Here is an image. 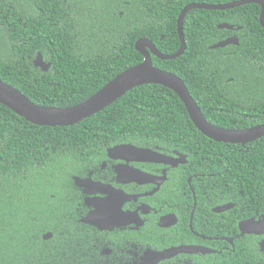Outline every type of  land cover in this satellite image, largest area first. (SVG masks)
I'll list each match as a JSON object with an SVG mask.
<instances>
[{"label": "trees", "instance_id": "obj_1", "mask_svg": "<svg viewBox=\"0 0 264 264\" xmlns=\"http://www.w3.org/2000/svg\"><path fill=\"white\" fill-rule=\"evenodd\" d=\"M228 1L233 0H55L56 5L49 0H0V39L9 54L0 60V79L38 105L77 104L142 61L135 49L137 39L148 38L164 54L177 51V18L186 4ZM258 10L256 3L224 11L191 9L183 23L184 53L170 60L151 55L153 65L182 78L192 94V59L203 69L208 56L223 50L208 48L217 40L210 34L222 31L216 24L227 13L238 11L241 24L258 25ZM252 36L245 39L252 44L241 45L243 50L264 54V29L257 28ZM37 53L51 63L48 71L34 67L28 58ZM225 63L219 57L212 69L224 70ZM260 89L255 102L264 105V75H260ZM142 142L168 144L185 153L192 150V160L209 159L211 152L213 159H220L223 153L225 158L210 166L229 171L213 180L258 186L264 195V136L249 144L241 158L236 149L204 136L180 98L162 85L134 87L69 126L35 125L0 103V264H47L51 258L32 220L35 192L41 189L51 201L49 193L55 198L59 193L49 189L50 180L74 162L118 143Z\"/></svg>", "mask_w": 264, "mask_h": 264}, {"label": "flooded vegetation", "instance_id": "obj_2", "mask_svg": "<svg viewBox=\"0 0 264 264\" xmlns=\"http://www.w3.org/2000/svg\"><path fill=\"white\" fill-rule=\"evenodd\" d=\"M258 6V25L241 24V12L227 13L215 26L222 31L210 34L217 40L208 48L230 42L219 47L223 50L216 56H208L203 69L192 59L190 94L215 126L245 129L264 123V105L255 102L261 92L264 54L258 51L253 55L241 46L252 44L245 39L253 37L257 28L264 29L260 23L262 6ZM224 23L232 28L219 27ZM5 47L6 42L0 39V60L9 56ZM36 56H28L33 65ZM219 57L226 62L224 70L214 71L212 62ZM225 83L230 87H222ZM255 140L225 144L243 158ZM132 145L149 148L160 157L148 161L110 156L106 147L104 153L84 156L50 180L49 189L59 193L56 198L49 193L53 200L45 199L41 189L34 193L32 220L46 242L45 253L51 257L47 264H264L260 246L264 235L240 234L239 230L241 221L258 220L264 214V195L258 186L213 180L229 171L210 166L221 162L223 153L220 159H213L211 152L209 159L192 160V150L185 153L164 143ZM181 247L186 250L154 262L155 253Z\"/></svg>", "mask_w": 264, "mask_h": 264}, {"label": "water", "instance_id": "obj_3", "mask_svg": "<svg viewBox=\"0 0 264 264\" xmlns=\"http://www.w3.org/2000/svg\"><path fill=\"white\" fill-rule=\"evenodd\" d=\"M249 3H258L262 6L260 23L264 27V0H236L224 4L205 2H190L186 4L181 9L177 18V32L180 41V46L177 51L172 54H164L148 38L141 37L137 39L135 49L142 55V61L117 74L82 102L68 107L38 105L28 99L18 89L0 79V103L35 125L50 127L69 126L101 111L134 87L143 84H157L172 90L180 98L194 126L207 138L216 142L244 144L263 137L264 123L245 129H228L215 126L208 122L198 104L192 98L182 78L170 71L154 66L151 59V55H154L161 60H170L184 53L186 42L183 33V23L186 14L191 9L226 10ZM219 27L232 28V26L226 23L220 24ZM229 42L230 40L218 42L212 45V48L223 47ZM34 65L40 67L42 70H48L50 67V63H45L40 53L37 54ZM107 152L110 156L128 155L134 159L148 161H156L160 157L159 153L149 148L137 147L129 143L111 146L107 148ZM239 230L240 234L255 233L264 235V214L258 220L249 218L241 221L239 223ZM260 246L264 250V238L260 242ZM180 250L186 249L185 247H181L162 253L158 252L153 256V260L155 262L170 253Z\"/></svg>", "mask_w": 264, "mask_h": 264}, {"label": "rangeland", "instance_id": "obj_4", "mask_svg": "<svg viewBox=\"0 0 264 264\" xmlns=\"http://www.w3.org/2000/svg\"><path fill=\"white\" fill-rule=\"evenodd\" d=\"M54 205H57L56 207H60L61 206V203L58 205V203H53ZM54 256H59L58 254H54Z\"/></svg>", "mask_w": 264, "mask_h": 264}]
</instances>
